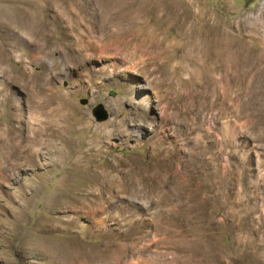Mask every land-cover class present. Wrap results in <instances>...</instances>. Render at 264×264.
<instances>
[{"label": "rangeland", "instance_id": "obj_1", "mask_svg": "<svg viewBox=\"0 0 264 264\" xmlns=\"http://www.w3.org/2000/svg\"><path fill=\"white\" fill-rule=\"evenodd\" d=\"M0 264H264V0H0Z\"/></svg>", "mask_w": 264, "mask_h": 264}, {"label": "bare ground", "instance_id": "obj_2", "mask_svg": "<svg viewBox=\"0 0 264 264\" xmlns=\"http://www.w3.org/2000/svg\"><path fill=\"white\" fill-rule=\"evenodd\" d=\"M142 102L143 103H145V106H148L149 107V105H150V97H148V96H144L143 98H142ZM65 140V145H66V147H67V151L68 152H71L72 151V143H71V141L67 138H65L64 139ZM74 145V144H73ZM74 148V147H73ZM74 151V150H73ZM87 154V153H86ZM93 156H94V154H92V153H88V155H87V161H88V163H89V165H94L93 163L95 162V161H93ZM87 163V162H86ZM88 165V166H89ZM86 166V165H85ZM94 167V166H93ZM88 169H89V167H87ZM114 170V169H117V166L116 167H114L113 165H111V164H106L105 166H104V168H103V171H102V175H103V177H104V175L107 173V170ZM91 171V170H90ZM94 172V171H93ZM81 173H83V174H81V177L83 178V182H82V188H85V187H87V186H90V187H92L91 185L92 184H94L95 183V181H96V179L93 177V176H91V174L89 173V172H81ZM75 175H77V174H75ZM108 175V174H107ZM79 176H80V174H79ZM96 177H97V175H95ZM75 177H77V176H75ZM81 179V178H80ZM72 181V180H71ZM75 181H77V180H75ZM101 187V186H100ZM86 189V188H85ZM89 189V188H88ZM91 190V189H90ZM103 190V189H102ZM101 194V193H100ZM99 196V195H98ZM96 198V197H95ZM89 199V198H88ZM89 203V202H88ZM85 206V205H84ZM31 236V235H30ZM36 243H32L33 244V246L35 245V247L37 248H41V247H46V246H48L49 247V251H53V250H56V249H60L61 251H62V253L64 252L65 253V255H67V256H70V254H71V252H72V247L71 246H69V245H66L65 243V245L64 244H59V243H57V241H54V240H52V239H49V238H43V237H41V238H36V241H35ZM64 242V241H63ZM32 246V247H33ZM33 249V248H32ZM74 259V258H73Z\"/></svg>", "mask_w": 264, "mask_h": 264}, {"label": "water", "instance_id": "obj_3", "mask_svg": "<svg viewBox=\"0 0 264 264\" xmlns=\"http://www.w3.org/2000/svg\"><path fill=\"white\" fill-rule=\"evenodd\" d=\"M94 115L98 121H103L108 118V114L102 107H99L95 112Z\"/></svg>", "mask_w": 264, "mask_h": 264}]
</instances>
